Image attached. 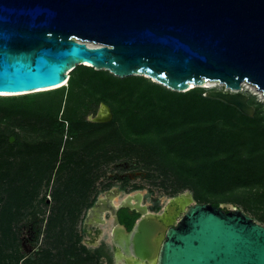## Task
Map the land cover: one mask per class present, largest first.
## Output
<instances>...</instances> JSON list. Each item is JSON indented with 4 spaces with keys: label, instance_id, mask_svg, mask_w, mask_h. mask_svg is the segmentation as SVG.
I'll return each mask as SVG.
<instances>
[{
    "label": "water",
    "instance_id": "water-1",
    "mask_svg": "<svg viewBox=\"0 0 264 264\" xmlns=\"http://www.w3.org/2000/svg\"><path fill=\"white\" fill-rule=\"evenodd\" d=\"M79 66L177 93L220 84L204 96L252 118L241 89L264 96V0H0V93L20 94L4 97L59 86ZM183 197L176 226L143 208L130 231L115 221L118 252L133 264H264V226Z\"/></svg>",
    "mask_w": 264,
    "mask_h": 264
},
{
    "label": "rangeland",
    "instance_id": "rangeland-1",
    "mask_svg": "<svg viewBox=\"0 0 264 264\" xmlns=\"http://www.w3.org/2000/svg\"><path fill=\"white\" fill-rule=\"evenodd\" d=\"M98 72L110 75L107 71ZM207 84L213 85L211 89H223L216 83ZM200 89L206 90L205 87ZM54 91L29 96L41 95L37 106L43 108L65 100V94L51 95ZM241 92L248 96L254 113L256 109L264 118L263 94L248 84L242 86ZM6 98L9 97L0 96V100ZM112 105L91 103L87 111L83 109L81 122L72 126L77 134L73 140L68 134V125L65 124L61 136L43 110L35 115L20 116L0 107V249L10 257L8 264H125L124 260L116 258L112 246V214L105 213V223L87 227L94 206L107 196L113 197L117 208L126 198L138 196L147 214L162 217L167 206L177 198L190 195L198 204H230L264 226V150L260 180L246 176L237 181L233 177L227 180L224 189L203 187L193 173L182 172L174 165L182 161L186 153L183 149L179 153L183 155L181 158L175 156L172 142L175 136L165 135L166 141L165 136H158V146L151 142L140 144L135 141L136 137L128 139L118 131L125 127L120 124L122 118L115 119L112 110L116 105ZM102 108L110 111L111 118L97 122ZM224 122L219 121L220 127H224ZM233 122L236 123L235 119ZM11 134L15 136L11 143L14 149L9 153L6 143ZM45 145L60 146L54 169L52 164L48 169L38 164L43 161L39 159V151ZM158 147L169 151L172 162L160 160ZM227 149H220L221 160ZM242 150L237 152L246 153ZM70 156L74 162L69 164ZM204 161L203 156L197 155L189 158L188 164L194 168ZM27 163L32 164L30 171ZM222 172L229 177L235 174L224 169ZM31 192L35 196L29 201L27 194ZM182 215L183 212L177 214L174 223Z\"/></svg>",
    "mask_w": 264,
    "mask_h": 264
},
{
    "label": "trees",
    "instance_id": "trees-1",
    "mask_svg": "<svg viewBox=\"0 0 264 264\" xmlns=\"http://www.w3.org/2000/svg\"><path fill=\"white\" fill-rule=\"evenodd\" d=\"M74 71V74L69 77L67 86L51 94H65L66 98L62 103H53L51 106L45 105L42 108L37 106L38 103L40 104L41 95H26L0 100V107L6 109L8 113L20 116L35 115L42 113L40 111L43 110L48 114L50 121L59 130L61 136L67 124L70 128L68 134L73 140L77 134L72 126L81 122L83 109L87 111L91 103L113 104L116 105H112L115 119L122 118L123 122L121 121L120 124L125 127H121L118 131L128 139L136 137L135 141L140 144L151 142L153 146H158L156 144L159 143L158 136H175V140L172 141L175 145V156L180 155L183 149L186 153L184 156L181 154L179 157L183 156L182 161L174 165L182 172L193 173L203 187L224 189L227 180L233 177L237 181H242L246 176L253 180L261 179L264 118L256 109L254 116L248 118L231 106L206 98L204 96L206 90L200 88L177 93L154 85L141 77L119 79L111 74L84 66H79ZM127 104L132 105V108H129ZM126 105L127 108H125ZM219 121H225L224 127H220ZM13 137H15L14 134H11L7 138L9 153L14 149L10 142ZM166 139L167 137L165 141ZM224 147L228 149L224 154V159L221 160L218 154ZM240 148L246 150V153L239 154L237 150ZM59 150L60 146H43L39 151V156H41L39 159L43 158V161L40 163L37 161V163L46 169L52 164V169H54L53 163L58 158ZM157 152L161 161L172 162L173 158L169 157L167 149L158 147ZM257 153H259L257 158L253 159ZM197 155L203 156L205 161L193 168L188 164V160ZM48 157L50 160H47ZM67 162L70 164L74 160L70 156ZM26 165L27 170L30 171L32 164L27 163ZM60 169L63 170L64 166ZM223 169L227 172H234V176H227L222 172ZM2 175L7 176L8 173ZM27 195L30 201L33 200L35 193L31 192ZM211 205L219 207L221 203L214 202ZM136 219L137 215H134L130 219H121L120 222L131 229ZM9 262L10 257L2 254L0 249V264Z\"/></svg>",
    "mask_w": 264,
    "mask_h": 264
},
{
    "label": "bare ground",
    "instance_id": "bare-ground-1",
    "mask_svg": "<svg viewBox=\"0 0 264 264\" xmlns=\"http://www.w3.org/2000/svg\"><path fill=\"white\" fill-rule=\"evenodd\" d=\"M94 45H91L89 47H93ZM68 75L70 76V73H68ZM67 81V80H66ZM64 82L63 84L59 85V86H56V87H53V88H46V89H41V90H35V91H32L33 93L35 92H45V91H52V90H55V89H58L60 87H63V86H66L68 81L67 82ZM211 84V83H210ZM246 83H243L242 86H244ZM213 85H206L205 88H213L212 87ZM216 86H221L220 84H216ZM222 87V86H221ZM253 87V86H252ZM254 88V87H253ZM256 89V88H254ZM257 90V89H256ZM29 93V92H28ZM22 94H25V93H22ZM5 95H20V94H5V93H0V96L4 97ZM109 114H110V111L106 108H102L101 109V118H108L109 117ZM184 199H186V197H183L182 200L180 201V203H182V209H186V205H184ZM113 197L112 196H108L102 200H100V205H99V208L95 209L93 215H92V220H91V223H94L96 222L97 224H103L105 223V219H104V215L105 213H110L112 214L113 211H115L117 209L116 205L114 204V201H113ZM122 206H129L131 208H139V209H142L143 207L141 206V199L140 197L136 196V197H128L126 198L123 202H122ZM143 209H146V208H143ZM146 214L148 213L146 210H145ZM148 215V214H147ZM176 215V212H175V208L173 207V209H171L169 215H167L164 219V222L165 224L167 225H170L172 223L175 222V219H174V216ZM126 257V256H124ZM127 261H128V264H133L134 261H136V259H134V257L132 255H130L129 257L126 258ZM141 264H145L144 262H141ZM152 264H154L152 262Z\"/></svg>",
    "mask_w": 264,
    "mask_h": 264
},
{
    "label": "flooded vegetation",
    "instance_id": "flooded-vegetation-1",
    "mask_svg": "<svg viewBox=\"0 0 264 264\" xmlns=\"http://www.w3.org/2000/svg\"><path fill=\"white\" fill-rule=\"evenodd\" d=\"M108 197V196H107ZM182 200V198L180 197V198H177L176 199V202L175 203H173V204H171V205H169V206H167V210H166V213L162 216V218L163 219H165V217L167 216V215H169V213H170V211L168 210V208H172V206L174 207V208H176L175 209V212H176V215L177 214H180V213H182L183 211H180V210H178L177 208H179V207H177L176 206V204H178V203H180V201ZM193 199V198H192ZM184 200H186V199H184ZM97 203H99V202H97ZM96 203V204H97ZM95 207V206H94ZM188 208V207H187ZM186 208V209H187ZM95 208H93V210H92V212H91V214H90V217H89V220H88V223H87V227H92V226H97V225H101V224H97L96 222H94V223H91V220H92V215H93V213H94V210ZM112 215L114 216V219H113V226H112V232H113V229H114V225H115V221H118L119 222V224L121 225V226H123V227H125L126 229H127V231H130L131 229H128L126 226H124V225H122L121 224V219H130L131 217H133L134 215H137V219L135 220V222L140 218V214H138V212L134 209V208H130L129 206H121V207H119V208H117L116 210H115V214H113L112 213ZM175 215V216H176ZM175 216H174V219H175ZM182 217V216H181ZM180 217V218H181ZM180 218H179V220H180ZM178 220V221H179ZM135 222H134V224H135ZM178 223V222H177ZM177 223H172L171 225H173V226H176L177 225ZM133 224V225H134ZM133 227V226H132ZM111 232V233H112ZM111 241H112V246H113V249H114V253H115V256H116V258L118 259V258H120V259H122V260H124V263L125 264H127V261H126V258L124 257V255L123 254H121L120 252H118V250L115 248V246H114V244H113V240H112V234H111Z\"/></svg>",
    "mask_w": 264,
    "mask_h": 264
}]
</instances>
